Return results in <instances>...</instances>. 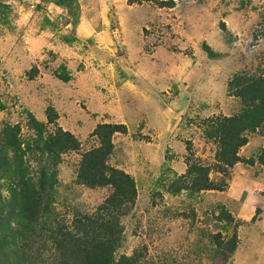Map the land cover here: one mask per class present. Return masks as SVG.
<instances>
[{
	"label": "rangeland",
	"instance_id": "obj_1",
	"mask_svg": "<svg viewBox=\"0 0 264 264\" xmlns=\"http://www.w3.org/2000/svg\"><path fill=\"white\" fill-rule=\"evenodd\" d=\"M0 3L6 7L0 6V131L11 123L26 140L34 137L30 113L46 123L47 108L55 107L62 118L47 124L48 134L60 127L79 142L57 163L53 217L71 227L113 193L111 186L80 183L78 174L84 154L101 145L96 128L117 121L127 130L112 136L106 162L132 177L137 195L120 208L115 258L132 257L135 264H254L258 247H245L251 248L254 232H244L240 250L230 251L228 240L239 223L232 214L227 223L224 191L248 172L256 177L263 171L258 159L264 129L249 133L250 148L239 149L242 161L231 167L218 158V130L221 119L246 108L239 93L264 81V0ZM223 41L232 49H224ZM6 51L38 58L5 63ZM62 66L68 82L58 78ZM132 84L144 95L134 100ZM106 96L115 106L105 111ZM198 167L209 169L206 177L215 189L199 188L204 173ZM235 197L226 202L233 206ZM49 254L35 263L53 264L45 259Z\"/></svg>",
	"mask_w": 264,
	"mask_h": 264
},
{
	"label": "trees",
	"instance_id": "obj_2",
	"mask_svg": "<svg viewBox=\"0 0 264 264\" xmlns=\"http://www.w3.org/2000/svg\"><path fill=\"white\" fill-rule=\"evenodd\" d=\"M46 1L58 6L74 2ZM0 6L6 9L1 3ZM60 69L58 78L64 82L71 80L67 68ZM239 94L246 103L244 111L219 122L218 158L227 167L242 161L238 150L249 142L248 134L264 129V81H253ZM3 108L0 99V110ZM47 115L48 122L43 123L30 113L29 124L36 135L27 140L17 125L7 123L0 131V264H36V259H42L45 251L50 254L44 258L53 264H135L132 257L122 256L117 260L115 251L122 231L117 221L120 208L136 198V183L128 173L109 167L106 162L113 151L112 136L125 133L126 126L108 123L96 128L101 145L84 154L78 180L91 188L111 186L113 193L95 214L77 217L69 227L53 217L52 212L59 183L57 163L64 153L79 149V142L71 132L60 127L48 134L47 124H54L58 114L53 107H48ZM258 162L264 167V149ZM198 169L204 173L203 185L199 188L215 189L206 177L209 169ZM228 214L227 223L232 224L233 217ZM235 226L228 240L231 253H235L239 243Z\"/></svg>",
	"mask_w": 264,
	"mask_h": 264
},
{
	"label": "crops",
	"instance_id": "obj_3",
	"mask_svg": "<svg viewBox=\"0 0 264 264\" xmlns=\"http://www.w3.org/2000/svg\"><path fill=\"white\" fill-rule=\"evenodd\" d=\"M230 17L231 16L229 15V20L231 21ZM242 25H244V24H242ZM230 29H234V28H230ZM231 31L234 33V32L239 31V29L237 31H235V30H231ZM223 42H224V44L222 47L224 49H228V50L232 49V47H231L232 44L226 43V41H223ZM237 44H238L237 42L236 43L233 42V46L236 47ZM207 45L211 49H214V47L212 45H210L209 42H207ZM6 53H7V51L4 54V59L6 60L5 63H7V62L10 63V61L20 63L21 59H24L27 62L28 61L31 62V60H32V62H33L35 58H36V60L38 58V55H36L34 53H26V55H23L21 53V51L16 53V54H11V52L9 51V55H7V56H6ZM132 85L134 86V93H132V97L134 100L137 97L140 98L142 95H144L143 93H141L139 91V89H138V87H136V85H134V84H132ZM56 86L58 87L60 85L57 84ZM58 93H55V95L59 96ZM114 101H115L114 99L110 100L109 96L103 97L101 108L105 111H106V109L107 110L111 109L113 106H115ZM133 103H137V102L134 101ZM117 105H118V103H116V106ZM95 107L98 108L99 105L98 106L95 105ZM53 108L55 109V107H53ZM90 112L95 114V112H92V111H90ZM35 117L37 118L38 121L45 123L44 120L39 118V115H36ZM61 118L62 117L58 113L57 121L61 120ZM110 123L120 124V123H117V121L110 122ZM259 131L260 130L257 129L256 132H259ZM249 136L250 135L248 134V137ZM250 146H251V142L249 141L244 147H242L243 151L245 149L248 150L250 148ZM262 149H264V146L262 147ZM255 164H257V162ZM262 170L263 171L259 175H256V177L251 176V173L248 172V174H245L244 178L233 180L230 188L228 190L224 191V193L226 194L225 199L226 200L228 199V201L230 200V197L232 196L233 193H236V195H237V197H235V199L233 200V202H234L233 206L230 205L228 202H226V200H225V205L227 206L229 213L232 214V216L235 217L236 221L239 223V225L237 226L238 227V230H237L238 231V239H239V243H238L239 248L237 247L238 251L240 250L241 243L243 241L244 232L247 231L249 234L254 232L253 233L254 239L252 241H250V247L251 248L248 249V244H247V246H245L247 250H251L255 247H258L259 255L256 258V262L254 264H257L259 261H264V196L259 194V192L264 191V183L262 182V177H261V175L264 174V167ZM235 204H236V206H235ZM258 224H260V225L257 226ZM255 231H258L257 235L255 234ZM237 249H236V251H237ZM236 251H235V253H237ZM247 258H248V255H247ZM249 262H250V260H249Z\"/></svg>",
	"mask_w": 264,
	"mask_h": 264
}]
</instances>
